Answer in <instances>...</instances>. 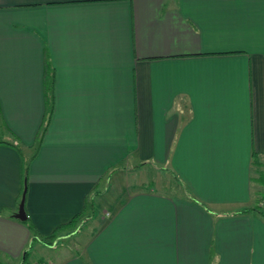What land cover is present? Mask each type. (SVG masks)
<instances>
[{"label":"crops","instance_id":"1","mask_svg":"<svg viewBox=\"0 0 264 264\" xmlns=\"http://www.w3.org/2000/svg\"><path fill=\"white\" fill-rule=\"evenodd\" d=\"M263 192L264 0H0V264H264Z\"/></svg>","mask_w":264,"mask_h":264},{"label":"rangeland","instance_id":"2","mask_svg":"<svg viewBox=\"0 0 264 264\" xmlns=\"http://www.w3.org/2000/svg\"><path fill=\"white\" fill-rule=\"evenodd\" d=\"M169 173L170 172L168 170H166V169H162V168H157V167L150 166V167H147V169L146 168L143 169L142 175L137 176V178L138 179L148 178L147 181L150 183V188H154L155 189V188H157L158 185L160 187L162 184H164L165 182H167L165 178L168 177ZM127 176H130V175H127ZM122 178L126 179V177H122ZM125 182H126V180H125ZM145 187L148 188V186H145ZM158 188H157V190H158ZM99 212H100V209L97 210L96 216H98ZM88 227H89V225H88Z\"/></svg>","mask_w":264,"mask_h":264},{"label":"trees","instance_id":"3","mask_svg":"<svg viewBox=\"0 0 264 264\" xmlns=\"http://www.w3.org/2000/svg\"><path fill=\"white\" fill-rule=\"evenodd\" d=\"M52 79H53V77L51 76L50 78H49V96L47 97L48 98V104H47V107H48V111H47V115H46V118H45V121H44V124H43V127H42V129H41V134H40V137H39V143H40V141H41V139H42V136H43V133H44V131H45V129H46V126H47V124H48V122H49V119H50V117H51V114H52V110H53V84H52ZM26 187H25V191H24V193L26 194ZM261 203L263 204V205H261ZM87 208H88V206H87ZM88 210V209H87ZM256 211H258L260 214H262V215H264V192L261 194V196H260V201H259V204L257 205V207H256ZM79 218H80V216L79 217H77V218H75L74 220H73V226H76V224L78 223V221H79ZM72 224V223H71ZM54 236L55 235H50L49 236V238H54Z\"/></svg>","mask_w":264,"mask_h":264},{"label":"water","instance_id":"4","mask_svg":"<svg viewBox=\"0 0 264 264\" xmlns=\"http://www.w3.org/2000/svg\"><path fill=\"white\" fill-rule=\"evenodd\" d=\"M25 198H26V194L24 193L21 204L19 206V211L18 213L15 215V218L20 220V221H26L27 220V214H26V210H25Z\"/></svg>","mask_w":264,"mask_h":264},{"label":"built area","instance_id":"5","mask_svg":"<svg viewBox=\"0 0 264 264\" xmlns=\"http://www.w3.org/2000/svg\"><path fill=\"white\" fill-rule=\"evenodd\" d=\"M261 205H263V204L261 203ZM37 264H40V263H37ZM41 264H44V263H41Z\"/></svg>","mask_w":264,"mask_h":264}]
</instances>
